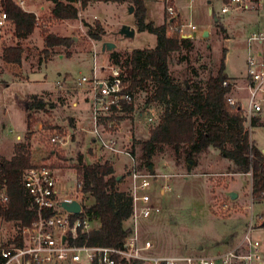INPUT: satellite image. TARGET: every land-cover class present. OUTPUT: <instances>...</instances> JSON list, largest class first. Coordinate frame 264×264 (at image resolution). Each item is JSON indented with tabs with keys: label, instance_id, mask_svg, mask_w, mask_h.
Returning a JSON list of instances; mask_svg holds the SVG:
<instances>
[{
	"label": "rangeland",
	"instance_id": "obj_1",
	"mask_svg": "<svg viewBox=\"0 0 264 264\" xmlns=\"http://www.w3.org/2000/svg\"><path fill=\"white\" fill-rule=\"evenodd\" d=\"M84 1L85 6L80 9L78 20H55L48 17L45 11L34 16L35 28L30 36L13 37V26H7L0 38V56L3 47H21L23 50L19 66L3 63L0 59V154H9L11 147L17 143L24 144L31 157L30 164L48 166L53 170L57 183L68 188L78 182L75 172L78 153L82 155L85 164L98 159L110 162L116 173L121 172L119 176L127 162L122 155L109 157L92 147L88 134L89 109L87 105H83V91L71 85L81 76L90 74L91 45L95 46L101 66L110 64L108 56L111 52L152 49L155 45L154 36L137 32L132 23V14H126L124 6L126 8L131 4L111 0ZM207 1L210 3L207 4ZM175 2L181 7L189 2L190 10L182 7L179 14L183 23H186L190 13L193 28L183 29L187 33L184 38L190 40V48L168 55L167 69L170 78L180 84H187L191 89L198 87L204 90L207 78L216 74L222 51L225 76L237 78L244 74L243 35L252 30L250 26L256 20L254 7L220 14L219 0ZM45 4L42 0H26L24 9L39 12L40 5L47 8ZM145 4L148 16L147 18L144 12L145 22L150 21L154 26H160L164 18L161 1L149 0ZM0 8L2 9L1 5ZM207 9H210L209 14ZM95 23L104 32L98 41L90 39L87 34L89 31L94 32ZM122 24L134 28L133 39L112 41L110 33ZM43 31L67 37L71 42L68 47L47 48L48 57L53 56V59L33 73L37 65L46 59L42 52L45 49ZM204 31L207 33L206 37L202 36ZM173 35L172 31L166 29L167 37ZM103 42H112L114 49L101 53L99 47ZM72 44L71 49L76 53L65 57L70 54L65 50ZM57 56L64 58L58 59ZM25 75L26 80H22ZM63 80L66 86L57 88L55 82ZM151 87L148 83L147 89ZM149 95L144 89L135 91L133 108L119 120L115 132L119 147L131 149L141 167H145L141 159V142L147 138L149 128L157 123L161 113L155 102H149ZM32 96L35 97L34 100L43 103L42 110H24L23 107L30 104ZM229 96L240 98L241 106H245L244 95L239 96L230 91ZM27 116L28 127L25 124ZM148 118L151 122L147 121ZM254 119L258 123L251 129V144L264 152V106ZM66 129L72 133L65 147L58 148L48 144L47 139L53 132H65ZM150 163L155 174L171 177L162 180L169 186V191L162 196L158 194L160 180L148 190L151 200L160 209L158 214L140 223V235L151 242L148 255L182 256L198 252L214 254L240 238L248 219L249 180L247 176L243 178L228 175L225 161L217 150L207 148L198 156L185 159L183 153L180 152L178 158H175L170 147H163L153 153ZM120 188L126 189L124 180ZM226 192H233L237 197L230 200ZM82 200L86 207L93 203L90 197H83ZM251 213L253 217L261 213L264 216V200L253 201ZM253 228L252 238L259 241L264 249V228H260L257 221H253ZM7 232L9 227L0 223V237L4 238Z\"/></svg>",
	"mask_w": 264,
	"mask_h": 264
},
{
	"label": "built area",
	"instance_id": "obj_2",
	"mask_svg": "<svg viewBox=\"0 0 264 264\" xmlns=\"http://www.w3.org/2000/svg\"><path fill=\"white\" fill-rule=\"evenodd\" d=\"M160 1L166 29L175 32L178 38L185 39L187 33H184L183 29H192L193 25L190 13L187 22L183 23L179 10L182 7L190 10L189 2L181 7L175 4V0ZM219 1L220 14L264 4V0ZM74 4L75 7H79L78 2ZM79 16L80 10L76 19ZM10 23L0 8V38ZM253 44L264 47V31L253 32L245 40L246 82L239 85L235 81L225 80L221 83L222 87L228 86L230 91L244 94V107L241 106L240 98L229 96L230 91L224 100L228 106L241 111L249 150L252 146L251 122L261 113L264 106V62L259 60L264 50L255 52ZM71 85L83 91V99L89 109L88 134L92 147L109 157L122 155L127 159L121 175V179L126 182L124 192L129 198V214L124 222V237L117 247L89 246L85 242L80 243L84 235L97 229L94 220L86 213L87 207L82 201L80 183L75 182L69 188L59 185L51 168L34 163L24 169L20 176V186L29 209L33 211V218L26 225L19 221H4L0 218V223L9 227L5 237H0V264H264L263 246L251 236V232L255 230L253 221L260 225L264 216L261 213L253 217L251 213L253 200L250 195V168L244 174L249 180L248 219L237 241L231 242L224 250L214 254L198 252L182 256L148 255L151 242L140 235V226L142 227L140 223L155 216L160 210L151 200L148 190L160 180L158 194L162 196L169 191V186L162 180L171 176L149 173L147 168L140 167L130 150L119 147L115 132L119 120L128 115L133 108V92L116 66L99 65L94 48L90 74L81 76ZM55 86L62 89V86L66 85L63 80L55 82ZM147 121L151 122V119L148 118ZM71 133L67 129L65 132H53L47 142L53 147L63 148L67 145ZM261 200H264V196ZM6 201L5 187L1 186L0 207H3ZM73 202L78 205L76 213L68 212L61 207V204L68 205Z\"/></svg>",
	"mask_w": 264,
	"mask_h": 264
},
{
	"label": "trees",
	"instance_id": "obj_3",
	"mask_svg": "<svg viewBox=\"0 0 264 264\" xmlns=\"http://www.w3.org/2000/svg\"><path fill=\"white\" fill-rule=\"evenodd\" d=\"M53 4L50 11L55 20L76 19L78 10L84 8V0H45ZM117 3H129L132 8L133 23L137 32H146L155 38L152 49H133L125 53H109L108 61L116 66L124 81L133 92L144 89L150 93L149 102H155L161 109L159 119L149 128L148 137L141 142V159L145 168L151 166L150 159L155 151L170 147L175 158L180 152L185 159L198 156L211 147L220 156L231 162L233 169L229 173L245 174L250 168V195L253 201L264 196V158L260 151L251 146L248 149L247 136L243 129L241 111L225 103L224 97L230 91L221 83L228 80L224 75V51L218 61L215 76L207 78L204 90L191 89L187 84H180L170 78L167 58L172 52L190 48V40L180 39L174 32L166 36L165 19L160 26L145 22L144 7L141 0H111ZM79 3V9L72 4ZM0 5L7 19L13 25L16 34L25 36L34 29L35 17L32 13L22 11L11 0H1ZM86 26V25H84ZM92 40H100L104 32L94 24V32H88ZM45 49L53 46L68 47L71 40L42 33ZM22 49L20 47H3L1 61L6 64L19 65ZM152 87L148 90L147 84ZM24 110H42L43 103L34 100ZM25 124L28 127L27 120ZM255 125V120L251 126ZM132 147V146H131ZM131 151V149H130ZM133 154V152L131 151ZM134 155V154H133ZM26 145L17 143L12 155L6 159L0 156V187L4 186L7 201L0 207V218L4 221H19L26 225L33 218L27 199L20 186L21 172L31 166ZM141 167V166H140ZM76 176L81 186L82 196L92 198V205L86 208L90 219L98 222V228L84 235L80 243L89 246L117 247L124 237V222L129 214V198L124 191H119L113 176L112 164L108 161H96L85 164L80 153L76 156ZM82 197V198H83ZM83 201V200H82Z\"/></svg>",
	"mask_w": 264,
	"mask_h": 264
},
{
	"label": "crops",
	"instance_id": "obj_4",
	"mask_svg": "<svg viewBox=\"0 0 264 264\" xmlns=\"http://www.w3.org/2000/svg\"><path fill=\"white\" fill-rule=\"evenodd\" d=\"M14 1V4L15 5H17L22 11H24V12H26V13H32L34 16H37L36 14L37 13H42V12H45V11H47V14H48V17H51V14H50V11H51V9L53 8V4L51 3V2H49V1H45V0H42V3L44 2V3H46L45 5H47V8H43L41 5L39 6V12H30V11H27V10H25L24 9V5H25V1L26 0H13ZM143 1V6H144V10H145V16L148 18V16L146 15V13H147V9H146V2L147 1H149V0H142ZM20 3V4H19ZM123 3H126V2H123ZM210 2L209 1H207V4H209ZM175 4L176 5H179V3H176L175 2ZM74 7H75V4H72ZM124 9H127V6H126V8H125V6H124ZM209 10L210 9H207V13L209 14ZM253 13L256 15V20L254 19V21L252 22V24H251V31L249 32V31H246L245 32V34L243 35V41H244V43H243V49H244V51H245V40H246V38L251 34V33H253V32H259V31H264V4H262V5H257V6H255L254 8H253ZM126 14L127 15H130V14H128L127 12H126ZM162 20H163V18H162ZM161 20V22L163 23V21ZM63 21H66V20H63ZM69 21V20H68ZM129 22H131V19H130V21ZM128 21H127V23H129ZM132 23H133V19H132ZM191 23H192V20H191ZM11 26H13L11 23L8 25V27H11ZM224 26H226V25H224ZM35 28V27H34ZM51 30V29H50ZM33 31H34V29H33ZM32 31V32H33ZM31 32V33H32ZM52 32H54L55 33V31H52ZM30 33V34H31ZM48 34H51V35H54V36H56V37H59V38H67V37H60V36H58V35H55V34H53V33H51V32H47ZM30 34H27L26 36H30ZM13 37H17V36H20L19 34H16V33H14V31H13ZM25 36V37H26ZM101 45V44H100ZM18 46V45H17ZM12 47H14V46H12ZM71 47H73V44L69 47V48H67L66 50H65V52L66 53H70V54H66L65 55V57H68V56H71L72 54H75L76 52H74V50H72L71 49ZM91 47H92V49L94 48L95 49V46L94 45H91ZM21 48V47H20ZM91 49V50H92ZM99 49H100V47H99ZM47 50V49H46ZM253 50L255 51V52H257L258 53V51L259 52H263V50H264V47H263V45H257V44H254L253 45ZM2 51V50H1ZM22 57H23V50H22V56H21V62H22ZM57 58L58 59H61V58H64V57H62V56H57ZM0 59H1V56H0ZM53 59V56H51V57H47L46 59H45V61H42L41 63H39L38 65H37V69L35 68V72H33V73H36L39 69H40V67L42 66V65H44L45 63H47V62H49V61H51ZM259 60L261 61V62H264V54H262L261 53V55H260V57H259ZM20 62V63H21ZM4 63V62H3ZM11 65H13V64H11ZM20 65V64H19ZM19 65H16V66H19ZM31 74V73H30ZM224 75H226L225 73H224ZM229 81H235L236 83H238L239 85H242V84H244L245 82H246V76H245V73L244 74H242V75H240L239 77H237V78H233V77H229V78H227ZM22 80H26V75H25V79L23 78ZM41 92V91H40ZM233 92V91H232ZM234 93L235 94H239V96H241V95H244L243 94V92H237V91H234ZM83 105H86V103H83ZM83 105H81V106H83ZM255 120V119H254ZM256 123H258V122H256L255 121V124ZM148 137V136H147ZM16 139H19V137H16ZM147 139V138H146ZM145 139V140H146ZM126 141H129L128 139L126 140ZM254 145V147L256 148V149H258L257 147H256V145L255 144H253ZM210 149H213V148H211V147H209ZM12 150H13V146L11 147V151H10V153L9 154H7V155H2V154H0V156H2V157H4V158H6V159H8L11 155H12ZM259 150V149H258ZM260 151V150H259ZM260 153H261V155H262V157L264 158V152L263 151H260ZM222 159L225 161V164H226V169H227V172L226 173H228V175H233L234 177H246L244 174H232V173H229L232 169H233V166H232V164H231V162H229L228 160H226L225 158H223L222 157ZM189 167H190V164L188 165ZM152 167V166H151ZM112 169H113V176H115V177H120L121 178V176H119L120 174H121V172L120 173H116V170L114 169V166L112 165ZM152 169H153V167H152ZM248 179V178H247ZM122 185V180H120V182L118 183V184H116V188L119 190V191H124V190H122L121 188H120V186ZM225 194H227V192L225 193ZM236 197H237V194H236ZM251 208H252V206H251ZM94 224L97 226V228H98V222L97 221H95L94 220ZM172 256H175V255H172ZM160 257V256H159Z\"/></svg>",
	"mask_w": 264,
	"mask_h": 264
},
{
	"label": "water",
	"instance_id": "obj_5",
	"mask_svg": "<svg viewBox=\"0 0 264 264\" xmlns=\"http://www.w3.org/2000/svg\"><path fill=\"white\" fill-rule=\"evenodd\" d=\"M126 11L128 14H131V12H132L131 6H128ZM209 13H210V10H209ZM215 21H216V19L214 18L213 22H215ZM134 33H135V30L133 27H131L129 25L122 24V25H119V27H117V29L114 32H111L110 36L112 37V41L131 40L134 37ZM206 35H207V33L204 31L202 33V36L206 37ZM114 46L115 45L112 42H103L100 45V52L101 53L109 52L112 49H114ZM188 165H189V163H188ZM147 171L152 174L153 173L152 167L151 166L148 167ZM115 179H116V181H118L120 179V177H115ZM227 196L229 197L230 200H234L236 198V194L233 192H228ZM61 207L64 210H66L68 212H72V213H76L78 211V205H77V203H74V202L70 203L68 205L61 204ZM259 227L264 228V219L260 223Z\"/></svg>",
	"mask_w": 264,
	"mask_h": 264
}]
</instances>
